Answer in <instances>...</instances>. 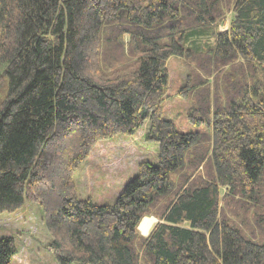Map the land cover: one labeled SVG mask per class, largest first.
Masks as SVG:
<instances>
[{
  "label": "trees",
  "instance_id": "1",
  "mask_svg": "<svg viewBox=\"0 0 264 264\" xmlns=\"http://www.w3.org/2000/svg\"><path fill=\"white\" fill-rule=\"evenodd\" d=\"M173 57L203 133L161 115ZM146 123L157 163L78 199L91 150ZM31 201L57 264H264V0H0V214ZM16 251L0 238V264Z\"/></svg>",
  "mask_w": 264,
  "mask_h": 264
},
{
  "label": "rangeland",
  "instance_id": "2",
  "mask_svg": "<svg viewBox=\"0 0 264 264\" xmlns=\"http://www.w3.org/2000/svg\"><path fill=\"white\" fill-rule=\"evenodd\" d=\"M226 26L220 27L218 31H225ZM125 41L128 39L125 38ZM166 68L167 92L160 104L161 115L172 121L181 133L205 132V126L191 125L187 119L190 101L177 96L188 73L186 62L173 57L168 60ZM147 127L148 124H144L131 137L116 136L101 141L91 150L87 160L72 173L78 199H90L93 204L100 206L112 204L135 176L139 162L157 163V145L143 139ZM53 211L55 207L50 209V213ZM3 237L13 238L16 246L11 264H57L45 248L51 240V234L46 228L43 209L38 202H27L16 212L0 214V238Z\"/></svg>",
  "mask_w": 264,
  "mask_h": 264
},
{
  "label": "clouds",
  "instance_id": "3",
  "mask_svg": "<svg viewBox=\"0 0 264 264\" xmlns=\"http://www.w3.org/2000/svg\"><path fill=\"white\" fill-rule=\"evenodd\" d=\"M159 224L160 218L158 216L146 214L139 218L135 229L142 237L148 238Z\"/></svg>",
  "mask_w": 264,
  "mask_h": 264
}]
</instances>
